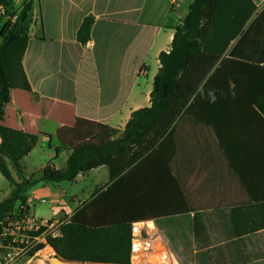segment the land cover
<instances>
[{
	"label": "trees",
	"instance_id": "trees-1",
	"mask_svg": "<svg viewBox=\"0 0 264 264\" xmlns=\"http://www.w3.org/2000/svg\"><path fill=\"white\" fill-rule=\"evenodd\" d=\"M14 2L0 0L10 15L0 29V172L12 187L10 196L0 201V221L12 215L18 202L27 205L25 193L36 184L71 182L79 173L108 166L112 185L79 209L63 225L60 237L49 239L56 256L64 261L130 264L131 224L160 218L169 220L167 237L187 263L244 264L264 257V248H247V243H262L264 233H254L255 240L241 239V233L229 235L224 229L236 213L247 211L256 213L259 221L244 234L264 229V171L256 167L262 159L257 155L264 158V9L256 12L252 0H193L175 30L170 50L159 55L151 106L133 113L121 139L102 146L80 145L71 152L65 170L48 164L35 178L36 174L25 175L21 162L40 135L4 124L13 93L31 92L22 61L30 38L33 0H25L17 11H12ZM93 21V17L85 18L78 31L82 44L90 38ZM42 102L47 105L48 100ZM191 102L252 199L250 207L190 217L185 196L159 146ZM211 215L223 230V240L245 243L246 252L234 254L231 260L223 252L226 246H207ZM179 219L188 220L182 227Z\"/></svg>",
	"mask_w": 264,
	"mask_h": 264
},
{
	"label": "crops",
	"instance_id": "crops-1",
	"mask_svg": "<svg viewBox=\"0 0 264 264\" xmlns=\"http://www.w3.org/2000/svg\"><path fill=\"white\" fill-rule=\"evenodd\" d=\"M24 1L15 0L12 11L19 10ZM252 1L256 12L264 9V0ZM192 2L33 0L30 38L22 61L31 92L13 93L4 118L6 125L40 135L35 148L21 162L27 177L33 174L40 177L48 164L65 170L71 152L80 145L102 146L122 138L133 113L151 106L154 78L161 66L159 55L170 50L175 30L182 25ZM87 17H93L94 21L89 40L82 44L78 31ZM42 99L48 100L47 105ZM11 107L13 111L9 112ZM40 142L48 148L44 149ZM159 151L185 196L190 217L253 204L193 102L162 141ZM261 152L264 153L263 149ZM34 156L41 160L37 166ZM257 156L262 159L256 162V167L264 171V158ZM248 161L255 163L252 158ZM11 171L19 182L15 170ZM62 182L66 183L64 187L61 182L48 181L28 189L25 195L29 214L43 219L65 213L72 217L113 183L108 166L93 168L79 173L71 182ZM9 187L7 197L12 191L10 184ZM39 204L45 205V215L37 214ZM19 208L20 202L15 212ZM153 220L165 222V230L169 224L167 218ZM179 220L183 227V221L188 219ZM210 220L212 227L205 235L207 246H226L223 252L231 260L234 254L246 252L245 243L233 245L223 240V230L217 227L215 215ZM257 221L256 213L238 212L224 229L229 235L239 232L241 239L255 240L254 233L263 234L264 229L252 234L244 232ZM185 228L188 229L187 225ZM193 247L195 254V242ZM254 247L263 249L264 241L247 243V248ZM173 249L180 264H194L187 263L174 245ZM244 264H264V257Z\"/></svg>",
	"mask_w": 264,
	"mask_h": 264
},
{
	"label": "built area",
	"instance_id": "built-area-1",
	"mask_svg": "<svg viewBox=\"0 0 264 264\" xmlns=\"http://www.w3.org/2000/svg\"><path fill=\"white\" fill-rule=\"evenodd\" d=\"M0 12L5 13L3 6H0ZM26 206L23 207L20 203L17 212L14 209L11 216L0 221V250L8 249L4 257L6 264H16L23 252L31 253L40 245L31 256H39L42 251L49 250L51 254L47 258L51 260L54 255L49 239L60 237L63 225L72 218L68 213L54 215L49 219L37 218L29 214V211L26 212ZM165 226L166 223L162 220L137 221L131 224L130 264H176L175 251L167 237ZM16 250L21 252L20 255L12 257ZM151 258H155V262ZM48 262L53 264V261Z\"/></svg>",
	"mask_w": 264,
	"mask_h": 264
},
{
	"label": "rangeland",
	"instance_id": "rangeland-1",
	"mask_svg": "<svg viewBox=\"0 0 264 264\" xmlns=\"http://www.w3.org/2000/svg\"><path fill=\"white\" fill-rule=\"evenodd\" d=\"M10 14H12L11 11H10ZM6 15H7L6 13H1L0 14V29L3 26V24L5 23V21L9 19L10 15H7V16ZM12 109H13V107H11L9 109V112H12L13 111ZM40 145H42V147L44 149L48 148L44 143L40 142ZM33 158L35 160V166H37V164L39 162L41 163V160H37L36 156H34ZM65 184H66L65 182H61V185L63 187H64ZM33 187H32V189H33ZM9 190H10V187H9L8 182L0 174V200H3L5 197L8 196ZM46 213H47V211H46L45 205H43V204L37 205V214L45 215ZM7 251H8V249L7 250L6 249L0 250V264H6L7 263V261L4 259V257L6 256V252ZM47 252L50 253L49 250H44V251H42L40 253L39 256H35V257L31 256L32 251H31V253H29L28 251L27 252H23L22 256L18 259L16 264H50L48 261L52 262V259L49 260V258H47V256H48V254H46ZM19 253H21V252H19V250L13 251L12 257L19 256L20 255ZM174 254H175L176 264H180L176 252ZM53 255L56 256V252L54 251V249H53ZM42 256H44V257H42ZM151 261L155 262V258H151ZM158 263L164 264L163 262H157V264ZM145 264H149V263L147 262Z\"/></svg>",
	"mask_w": 264,
	"mask_h": 264
},
{
	"label": "water",
	"instance_id": "water-1",
	"mask_svg": "<svg viewBox=\"0 0 264 264\" xmlns=\"http://www.w3.org/2000/svg\"><path fill=\"white\" fill-rule=\"evenodd\" d=\"M52 261H53L54 264H81V263H78V262L64 261L63 259L59 258L58 256H53Z\"/></svg>",
	"mask_w": 264,
	"mask_h": 264
},
{
	"label": "bare ground",
	"instance_id": "bare-ground-1",
	"mask_svg": "<svg viewBox=\"0 0 264 264\" xmlns=\"http://www.w3.org/2000/svg\"><path fill=\"white\" fill-rule=\"evenodd\" d=\"M46 254L50 255V254H51V252H50V253H48V252H47ZM42 257H44V256H42Z\"/></svg>",
	"mask_w": 264,
	"mask_h": 264
}]
</instances>
